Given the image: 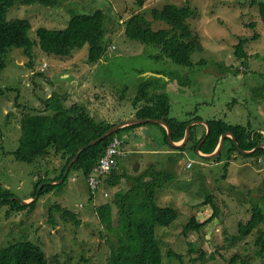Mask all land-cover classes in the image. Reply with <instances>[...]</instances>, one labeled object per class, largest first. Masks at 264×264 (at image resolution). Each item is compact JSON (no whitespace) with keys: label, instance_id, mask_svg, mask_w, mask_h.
I'll use <instances>...</instances> for the list:
<instances>
[{"label":"rangeland","instance_id":"obj_1","mask_svg":"<svg viewBox=\"0 0 264 264\" xmlns=\"http://www.w3.org/2000/svg\"><path fill=\"white\" fill-rule=\"evenodd\" d=\"M168 3L190 6L194 11L187 23L198 36L200 47L192 55L190 66L160 58L161 48L157 45L126 37V22L138 13L151 21L154 30L170 29L151 15L152 9ZM97 9L105 12L107 30V49L99 63L87 62L88 45L76 50L73 58L63 60L44 54L35 44L32 64L20 48L8 53L7 66L0 71V186L9 189L12 197L31 201L42 174L50 177L51 172L60 173L64 160L53 152L42 164L5 154L19 146L22 118L30 116L31 109H39L48 97L65 95L70 104L69 96L70 101L86 106L95 118L119 124L135 118L132 103L140 85L164 74L171 80L167 84L161 80L159 92L170 99V118H200L186 146L173 149L151 122L118 134L129 151L119 166L121 172H141L154 165L176 175L156 194L161 206L178 212L172 225L157 226L155 231L163 264H264L257 245L264 224L248 236L240 237L239 233L240 223L246 224L252 217L253 204L264 210V157H247L233 151L229 158L231 135L225 139L218 159L202 156L195 148L208 132L202 122L215 119L250 126L261 132L264 144V23L258 5L252 0H144L140 7L137 0H63L55 8L38 4L13 7L8 19H30V38L38 41L39 27L63 29L73 15ZM242 39L248 40L244 57L236 54ZM76 69L79 74H75ZM74 76L80 83H72ZM200 152L206 154L201 148ZM105 184L102 182L93 195L85 176L72 171L64 185L40 198L35 210L13 211L0 206V250L29 241L46 251L50 264H110L117 240L105 230L96 210L112 203L114 194L126 189V184L114 188ZM210 196L219 214L198 231L184 233V226L194 215L199 223L213 216V204H204ZM58 204L75 213L82 224L58 212ZM117 211L113 204L114 218ZM170 250L173 256L168 255Z\"/></svg>","mask_w":264,"mask_h":264},{"label":"trees","instance_id":"obj_2","mask_svg":"<svg viewBox=\"0 0 264 264\" xmlns=\"http://www.w3.org/2000/svg\"><path fill=\"white\" fill-rule=\"evenodd\" d=\"M62 1L0 0V71L6 68L8 53L14 48L22 49L30 57L32 64L35 44H39L44 54L54 55L63 60L73 58L76 50L88 45L87 62L95 64L102 60L107 49L104 42L107 34L106 15L102 9H97L92 13L82 12L73 15L68 26L63 29L39 27L37 30L38 41H33L30 38L29 32L32 30L30 19H8V11L13 7L38 4L47 8H55ZM252 1L253 4L258 5L264 23V0ZM137 3L143 7L144 0H137ZM151 15L154 20L167 23L170 29L154 30L151 21L147 20L143 14L138 13L132 15L126 22V37L147 45H157L161 48L160 58L167 57L179 65L190 66L192 55L200 47L198 36L193 35L194 33L187 23V19L194 15L193 9L190 6L179 7L168 3L161 9H152ZM257 37L258 35H255L254 39H258ZM247 42V39H242L237 45L236 54L238 56H246L244 46ZM73 82L80 83L76 78ZM161 86V80L157 77L153 81H145L140 85L138 94L132 103L136 111L133 115L135 118H153L167 122L172 129L174 142H180L185 137L187 126L199 122L200 118L196 117L187 121L170 118V99L166 93L159 92L163 87ZM67 98L70 104L66 103L65 95L64 98L51 96L44 104L38 106L39 109H31L30 116H25L21 120L23 133L18 148L12 152L5 151V154H13L19 161L35 164H42V160L53 152L64 160L60 173L53 175L52 172H49L50 177L42 174L35 185L33 196L29 199H33L40 186L44 184L40 196L28 205H23L21 200L12 197L14 194L9 189H3L0 186V206H7L13 211L35 210L40 198L52 193L58 186L64 185L72 171L82 173L88 179L99 159L106 153L114 136L123 130L143 126V124H136L123 127L95 145L87 147L91 141L102 137L118 123L97 119L80 101H70L69 96ZM151 123L164 130L167 134L165 140L170 144L165 127L158 123ZM206 127L207 130L209 129V134L201 145L202 152L213 153L221 136L225 133H232L235 139L226 138L231 142V148L228 149L229 158L233 151L247 157L254 156L258 159L264 157V148H258L252 153L246 154L239 151L236 146L235 140L242 150L252 151L262 144L261 132L254 131L250 126L232 125L222 119H215L207 121ZM203 138L196 142L195 148ZM185 146H172V148L178 150ZM84 147L86 148L70 166L71 161ZM122 159L118 163V167L109 174L102 175L101 180L109 188L126 184V189H120L114 194L112 203L104 204L96 210L102 224L106 227L105 230L117 240L116 244L112 246L110 264H163V251L155 231L157 226L172 225L178 218V212L173 207L161 206L156 200V194L165 185L172 183L176 179V175L167 169H158L154 165L141 172L129 173L126 169L121 172L119 166L123 163ZM229 164L228 161L225 167H228ZM69 166L70 168H68ZM211 199L212 196L204 204H213V216L207 221L199 223L194 215L184 226V233L198 231L207 226L219 214V209ZM113 204L118 210L116 218L113 217ZM55 208L77 225L82 224L77 215L69 209L59 204L55 205ZM263 224L264 210L259 204H253L251 219L246 224L241 222L239 225L240 237L248 236L254 230H260ZM257 245L260 247L259 254L263 256L264 231H261ZM168 255L173 256V250H170ZM0 264H50V262L46 251L41 246L28 241L15 242L0 250Z\"/></svg>","mask_w":264,"mask_h":264},{"label":"water","instance_id":"obj_3","mask_svg":"<svg viewBox=\"0 0 264 264\" xmlns=\"http://www.w3.org/2000/svg\"><path fill=\"white\" fill-rule=\"evenodd\" d=\"M147 122H154V123H158V124H160V125L165 126V127L167 128V130H168V139H169V142H170V144L173 145V146H183V145H184V144L190 139L191 128H192V126L194 125V123H192V124H189V125L187 126V128H186V132H185L184 141H183L182 143H180V144H176V143L174 142V140H173V137H172V129H171V127L168 125L167 122H165V121H163V120H159V119H153V118H135V119H131V120L125 121V122H123V123H119V124H117L116 126L112 127V128L109 129V130H108V131H107L102 137H100V138H98V139H95V140L91 141L87 147L92 146V145H95L96 143L100 142L101 140H103V139L106 138L107 136H110L111 134L115 133L117 130H120V129L123 128V127L130 126V125H136V124H143V123H147ZM202 123H204L205 125H207V122H202ZM207 131H208V132H207V135L203 138V140L201 141V143H199V145L197 146V150H198V151L200 150V147H201L202 143L205 141L206 137H207L208 134H209V129H208ZM228 135H231L232 138L235 139L232 133H225V134H223V135L221 136V138H220V142H219V144H218V147H217V149H215V151H214L213 153H211V154H207V155H204V154H201V155H203V156H205V157H207V158H215V157H217V156L220 154V152L222 151V149H223V147H224L225 139H226V137H227ZM235 142H236V146H237V148L239 149V151H241L242 153H246V154H250V153H252L253 151L257 150L258 148H263V147H264V144H261V145H259L257 148L253 149L252 151H244V150H242V149L240 148V145L238 144V142H237L236 140H235ZM85 148H86V147L82 148V149L78 152V154L76 155V157L71 161L70 166L72 165V163L77 159V157L79 156V154H80ZM70 166H69L68 168H70ZM60 182H62V180H61ZM43 186H44V184L40 186V188H39V190H38V192H37V195H36L33 199H31V201H27V200H25V201H22V204H23V205H28L29 203H31V202L37 200L38 197L40 196V192H41Z\"/></svg>","mask_w":264,"mask_h":264},{"label":"built area","instance_id":"obj_4","mask_svg":"<svg viewBox=\"0 0 264 264\" xmlns=\"http://www.w3.org/2000/svg\"><path fill=\"white\" fill-rule=\"evenodd\" d=\"M122 142L123 141L120 138H114L107 152L100 159L98 165L94 168L93 173L88 178V185L93 192H95L101 184V176L110 172L112 167L116 164V158L121 154L120 146Z\"/></svg>","mask_w":264,"mask_h":264},{"label":"bare ground","instance_id":"obj_5","mask_svg":"<svg viewBox=\"0 0 264 264\" xmlns=\"http://www.w3.org/2000/svg\"><path fill=\"white\" fill-rule=\"evenodd\" d=\"M134 112H136V111H134ZM135 119V118H134ZM123 123V122H122ZM147 123H149V122H147ZM154 123V122H153ZM143 124H145V123H143ZM163 126V125H162ZM165 127V126H164ZM166 128V127H165ZM166 130H167V128H166ZM167 132H168V130H167ZM164 135H167L166 133L164 134ZM115 137H118L119 138V136L118 135H116V136H114L113 137V139L111 140V142L114 140V138ZM121 139V138H120ZM123 142H122V144H121V146H120V151H121V154L120 155H118L117 156V158H116V164L112 167V169L110 170V172L114 169V168H117L118 167V163H120V161H121V159L122 158H125L126 157V155H127V153L129 152L128 150H127V148H125L124 147V140L123 139H121ZM183 141H184V139H183ZM176 144H177V142H175ZM111 144V143H110ZM199 145V144H198ZM110 146V145H109ZM109 146H108V148H109ZM173 146V145H172ZM173 147H177V146H173ZM108 148H107V150H108ZM201 148V147H200ZM198 151V150H197ZM107 152V151H106ZM200 154H202L201 152H200V150L198 151ZM105 155V154H104ZM103 155V156H104ZM204 155H207V154H204ZM102 156V157H103ZM203 156V155H202ZM101 157V158H102ZM100 158V159H101ZM100 159H99V161H100ZM99 161H98V163H99ZM98 163L96 164V166L98 165ZM95 166V167H96ZM94 167V168H95ZM94 171V170H93ZM110 172H108V173H106V174H109ZM105 177V176H104ZM88 180V179H87ZM61 183V182H60ZM59 183V184H60ZM102 186V182H101V184L99 185V187L97 188V190L95 191V192H93L92 190H91V188H90V191H91V193H93V195H96L95 193L96 192H98L99 191V189H100V187ZM106 195H107V193H105ZM95 197V196H94ZM65 210V209H64ZM58 211V210H57ZM61 211V210H60ZM62 213V212H61ZM51 219H52V217H50ZM52 221V220H51Z\"/></svg>","mask_w":264,"mask_h":264},{"label":"crops","instance_id":"obj_6","mask_svg":"<svg viewBox=\"0 0 264 264\" xmlns=\"http://www.w3.org/2000/svg\"><path fill=\"white\" fill-rule=\"evenodd\" d=\"M78 72V69H76V72H75V74H79V72ZM159 73V72H158ZM159 74H163V73H159ZM163 76H165L164 74H163ZM163 76H159L158 77V79H160V80H162L163 82H165L166 84H167V82H170V78L169 79H167V78H165V77H163ZM167 77V76H166ZM73 80H75V76H74V78H73ZM164 127V126H163ZM166 129V128H165ZM160 130L165 134V132H164V130L162 129V128H160Z\"/></svg>","mask_w":264,"mask_h":264},{"label":"clouds","instance_id":"obj_7","mask_svg":"<svg viewBox=\"0 0 264 264\" xmlns=\"http://www.w3.org/2000/svg\"><path fill=\"white\" fill-rule=\"evenodd\" d=\"M31 200V199H30Z\"/></svg>","mask_w":264,"mask_h":264}]
</instances>
